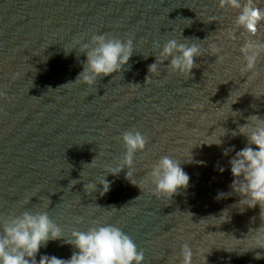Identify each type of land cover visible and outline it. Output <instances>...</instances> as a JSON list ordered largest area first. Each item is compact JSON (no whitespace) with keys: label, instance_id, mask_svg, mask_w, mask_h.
Instances as JSON below:
<instances>
[{"label":"water","instance_id":"1","mask_svg":"<svg viewBox=\"0 0 264 264\" xmlns=\"http://www.w3.org/2000/svg\"><path fill=\"white\" fill-rule=\"evenodd\" d=\"M236 15L217 0H0V89L7 93L0 98V220L47 211L69 238L97 222L114 224L143 249V264H180L185 242L193 264H264L254 259L264 249H252L251 238L262 224L260 207L237 206L230 187L229 161L248 143L232 132L251 115L264 117V58L256 76L241 74L244 37L227 36ZM103 33L133 39L126 70L93 87L72 83L86 59L73 40ZM257 36L264 39V28ZM186 38L205 50L216 44L224 61L205 51L191 77L170 73L168 61L158 75L148 73L157 45ZM133 127L148 137L135 156L138 183L161 156L182 161L189 185L171 200L155 197L150 182L141 190L131 184L127 168L107 174L125 151L116 138ZM102 175L110 190L86 194L83 185ZM73 179L81 182L71 186ZM73 251L50 240L36 259H70Z\"/></svg>","mask_w":264,"mask_h":264},{"label":"clouds","instance_id":"2","mask_svg":"<svg viewBox=\"0 0 264 264\" xmlns=\"http://www.w3.org/2000/svg\"><path fill=\"white\" fill-rule=\"evenodd\" d=\"M217 4L222 10L237 12L234 26L228 30L227 36L230 40H236L238 39L236 33L239 31L244 37L239 47L240 72L242 75L251 73L252 77L256 76L257 66L264 58V39L257 36L259 30L264 28V6H261V0H217ZM83 41L84 37L81 36L72 42L73 50L86 57L81 61L83 70L72 83H81L88 87H93L104 77H113L114 74L122 73L135 52L132 38L121 39L103 33L92 34L87 42ZM197 41L200 40L186 38L184 42H180L177 39H168L162 47L157 45L160 50L158 55H155V62L149 65L148 73L158 75L160 64L168 61L167 68L170 73L191 77L192 70L199 68L195 62L196 58L205 51L215 56L217 63L224 61L225 56L220 55L222 48L210 44L205 50ZM6 96V91L0 89V98ZM231 113L233 117L240 115L239 112L232 110ZM237 135H244L248 143L229 161L234 177L230 187L240 197L237 206L255 208L259 205L262 224L258 229L251 230L254 233L251 238L255 245L252 249H264V117L249 116L247 123L240 126L238 132H232L233 137ZM116 139L122 143L125 151L116 167L110 166L106 169L107 174L118 176L127 168L126 178L131 184L141 190L143 182H150L155 197L169 200L179 194L181 189L188 187L190 177L182 168V161L169 155L161 156L152 164L142 181L138 183L134 176L135 156L144 151L148 137L133 127L123 131ZM221 143L222 140L219 138L214 144ZM253 145L256 147L253 148ZM229 151L231 149L225 150V155ZM94 159L90 164L85 165H92ZM223 170L220 169L221 172ZM82 175L83 171L80 173V178ZM80 182L73 179L69 184L74 186ZM98 185L101 186L100 189ZM83 187L86 194L99 190L100 195L103 196L110 190V182L105 175H102L84 184ZM220 195H231V193ZM60 239L75 249L70 259L41 255L37 261L36 256L41 247H47L50 240ZM193 256L194 252L190 244L188 242L182 244L177 257L180 264H193ZM262 258L264 255L260 252L254 256L257 260ZM144 259L143 249H139L135 241L114 224L97 222L86 231L73 230L69 238L65 237L62 228L49 217L47 211L25 210L19 215L13 213L0 220V264H143Z\"/></svg>","mask_w":264,"mask_h":264}]
</instances>
